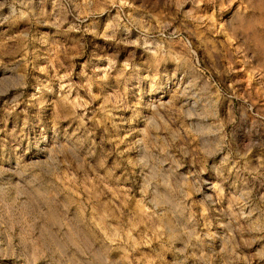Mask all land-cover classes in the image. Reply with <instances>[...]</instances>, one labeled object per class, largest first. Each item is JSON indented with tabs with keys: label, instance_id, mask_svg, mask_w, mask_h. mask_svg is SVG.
<instances>
[{
	"label": "rangeland",
	"instance_id": "374dc122",
	"mask_svg": "<svg viewBox=\"0 0 264 264\" xmlns=\"http://www.w3.org/2000/svg\"><path fill=\"white\" fill-rule=\"evenodd\" d=\"M263 12L0 0V264H264Z\"/></svg>",
	"mask_w": 264,
	"mask_h": 264
},
{
	"label": "bare ground",
	"instance_id": "6f19581e",
	"mask_svg": "<svg viewBox=\"0 0 264 264\" xmlns=\"http://www.w3.org/2000/svg\"><path fill=\"white\" fill-rule=\"evenodd\" d=\"M200 1H201V0H200ZM263 1H264V0H263ZM229 5H230V4H229ZM242 9H243V8H242ZM238 10H239V9H238ZM263 13H264V12H263ZM263 13H262V14H263ZM260 17H262V16H260Z\"/></svg>",
	"mask_w": 264,
	"mask_h": 264
}]
</instances>
